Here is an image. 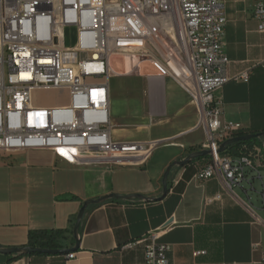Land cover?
Here are the masks:
<instances>
[{"label": "crops", "instance_id": "crops-1", "mask_svg": "<svg viewBox=\"0 0 264 264\" xmlns=\"http://www.w3.org/2000/svg\"><path fill=\"white\" fill-rule=\"evenodd\" d=\"M222 3L228 75L249 73L248 80H230L215 92L223 104L222 120L240 124L239 133L264 132V33L254 1ZM148 47L110 55L108 90L111 139L155 143L149 158L74 165L50 149L0 152V249L28 246L30 233L52 231H61L58 249L74 248V225L85 201L113 193L149 200L107 198L90 205L78 229L75 258L0 252V264H146L148 240L135 241L153 233L169 247L171 264H264V166L252 184L229 190L219 176L197 179L210 161V155L200 157L173 166L168 193L155 200L163 194L168 166L203 150L206 132L201 106L165 62V49ZM260 144L264 137L253 143ZM227 150L234 157L240 153Z\"/></svg>", "mask_w": 264, "mask_h": 264}, {"label": "built area", "instance_id": "built-area-1", "mask_svg": "<svg viewBox=\"0 0 264 264\" xmlns=\"http://www.w3.org/2000/svg\"><path fill=\"white\" fill-rule=\"evenodd\" d=\"M253 1L264 33V0ZM224 25L222 0H0V152L50 149L74 165L148 159L155 143L111 139L108 62L113 53L147 52L161 44L165 62L201 106L210 161L197 179L219 176L229 190L251 184L264 166V144L236 157L227 148L220 151L241 125L222 120L215 92L230 80L249 78L247 72L228 75ZM72 28L75 41L69 45ZM38 90L66 92L68 100L39 104ZM147 240L145 263L171 264L169 247L157 234L135 243Z\"/></svg>", "mask_w": 264, "mask_h": 264}, {"label": "water", "instance_id": "water-1", "mask_svg": "<svg viewBox=\"0 0 264 264\" xmlns=\"http://www.w3.org/2000/svg\"><path fill=\"white\" fill-rule=\"evenodd\" d=\"M264 137V132L260 133H249V134H243V135H236L231 138L226 139L220 147V151H224L229 145L241 142V141H247V140H252L255 138H260ZM210 154L209 149H203L199 151H195L191 154H189L186 158L183 160L175 161L171 165L168 166L166 169L163 178H162V184H163V194L161 197L156 198L155 200L162 199L167 193H168V178L169 174L173 168V166L178 165V166H185L187 165L190 161L208 156ZM252 184V183H251ZM252 191L258 192L257 187H253ZM107 198H116V199H129V198H139V199H146L149 200V198L145 197L142 194H130V195H120L113 193L111 195H108L106 197L98 198V199H89L84 202L83 206L81 207L78 216L76 218V222L74 225V234L77 236L78 234V229L80 227V224L82 222L83 216L88 209L90 205L93 204H98L102 201H104ZM80 246V241L77 240V243L74 248L70 249H48V248H41V247H32V246H25V247H16V248H6V249H0V252L6 253V254H20V253H27V254H35V253H43V254H67L71 251H78Z\"/></svg>", "mask_w": 264, "mask_h": 264}, {"label": "trees", "instance_id": "trees-1", "mask_svg": "<svg viewBox=\"0 0 264 264\" xmlns=\"http://www.w3.org/2000/svg\"><path fill=\"white\" fill-rule=\"evenodd\" d=\"M238 135H243V133H238ZM257 140L258 139L237 142V143L229 145L227 149L234 150V151L235 150L243 151L253 146V143L256 142ZM111 201H119V200L112 199ZM60 233L61 231H52V232H44V233L32 232L29 235L28 246L48 248V249H58L59 246H58V243L56 242V238Z\"/></svg>", "mask_w": 264, "mask_h": 264}, {"label": "rangeland", "instance_id": "rangeland-1", "mask_svg": "<svg viewBox=\"0 0 264 264\" xmlns=\"http://www.w3.org/2000/svg\"><path fill=\"white\" fill-rule=\"evenodd\" d=\"M74 28L71 29L70 33L67 38V44H73L75 41L74 36ZM35 99L39 104L43 105H56L62 104L67 102V94L66 92H61L57 90H38L35 92ZM258 139V138H255ZM252 139V140H255ZM257 176L258 174H253V176Z\"/></svg>", "mask_w": 264, "mask_h": 264}, {"label": "bare ground", "instance_id": "bare-ground-1", "mask_svg": "<svg viewBox=\"0 0 264 264\" xmlns=\"http://www.w3.org/2000/svg\"><path fill=\"white\" fill-rule=\"evenodd\" d=\"M90 67V66H89Z\"/></svg>", "mask_w": 264, "mask_h": 264}]
</instances>
